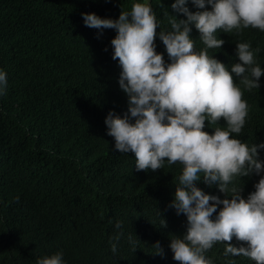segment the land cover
<instances>
[{
    "label": "trees",
    "instance_id": "trees-1",
    "mask_svg": "<svg viewBox=\"0 0 264 264\" xmlns=\"http://www.w3.org/2000/svg\"><path fill=\"white\" fill-rule=\"evenodd\" d=\"M173 2L152 0L166 28V12L186 18L171 7ZM131 3L0 0V67L9 80L0 96V264H36L37 257L61 248L68 264H181L169 245L172 235L187 230V215L169 205L183 166L137 170L133 152L114 149L105 118L112 109L121 115L128 109V95L119 84L122 68L119 58L113 59L117 31L86 26L82 15L118 18ZM189 7L197 10L192 0ZM217 34L226 42L210 54L230 67L239 59L236 42L251 41L264 67V31L249 27ZM191 35L197 47H204L194 25ZM156 43L170 62L159 36ZM260 80V89H245L250 118L242 133H234L249 143L264 141V75ZM215 126L206 121L205 130L214 132ZM259 151L264 159V149ZM259 178L251 174L235 183L243 185L247 197ZM197 184L222 198L231 194L203 178ZM118 220L124 221L121 228L115 226ZM157 242L166 255L156 252ZM226 243L246 242L218 241L207 253L216 264L229 259L256 264L245 256L225 257Z\"/></svg>",
    "mask_w": 264,
    "mask_h": 264
},
{
    "label": "clouds",
    "instance_id": "clouds-1",
    "mask_svg": "<svg viewBox=\"0 0 264 264\" xmlns=\"http://www.w3.org/2000/svg\"><path fill=\"white\" fill-rule=\"evenodd\" d=\"M192 3L196 11L189 7V0H174L171 7L186 18L166 12L167 28L152 0H132L118 18L82 13L86 26L117 31L111 41L113 59L119 58L122 68L119 84L128 95V109L122 115L115 109L108 112L107 132L115 139V150L135 154L137 170H156L165 163L183 166L169 207L178 215L186 214L188 223L183 234L172 235L173 259L181 264H216L208 250L218 241L235 237L246 243H226L225 257L245 256L264 264V159L259 151L264 149V141L249 143L234 135L244 131L250 118L245 89L261 87L264 67L256 55L260 49L253 48L251 41H237L239 59L230 67L209 52L226 42L217 34L219 29L227 33H243L249 27L264 31V0ZM193 25L204 47H197L191 35ZM157 36L165 44L170 62L164 52L157 51ZM8 83L7 70L0 67V96L6 94ZM221 118L226 121L223 126ZM206 121L211 127L216 125L214 132L205 130ZM251 174L260 178L245 197L243 185L235 181ZM202 178L209 186L217 185L231 194L222 198L206 192L197 184ZM123 223L116 221V228ZM129 240L135 245L131 235ZM156 248L166 255L159 242ZM112 250L117 251L116 243ZM36 264L68 261L61 248L37 257ZM228 264L235 260L229 259Z\"/></svg>",
    "mask_w": 264,
    "mask_h": 264
}]
</instances>
